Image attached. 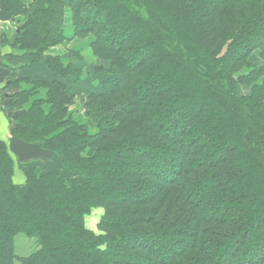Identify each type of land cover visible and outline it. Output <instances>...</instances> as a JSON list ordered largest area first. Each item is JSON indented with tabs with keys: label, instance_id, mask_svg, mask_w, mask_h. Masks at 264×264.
I'll return each mask as SVG.
<instances>
[{
	"label": "trees",
	"instance_id": "trees-1",
	"mask_svg": "<svg viewBox=\"0 0 264 264\" xmlns=\"http://www.w3.org/2000/svg\"><path fill=\"white\" fill-rule=\"evenodd\" d=\"M29 2L0 0V21L25 18L11 44L2 40L12 53L0 67L75 74L47 55L66 40L65 0ZM69 8L75 37L94 38L92 58L109 76L89 97L90 125L75 121L77 92L60 80H31L6 111L13 140L58 156L84 181L35 167L20 180L0 139V264H264V67L250 62L256 51L264 59V0ZM40 89L46 98L25 109ZM97 210L99 233L87 226ZM20 235L36 245L25 257Z\"/></svg>",
	"mask_w": 264,
	"mask_h": 264
},
{
	"label": "crops",
	"instance_id": "crops-1",
	"mask_svg": "<svg viewBox=\"0 0 264 264\" xmlns=\"http://www.w3.org/2000/svg\"><path fill=\"white\" fill-rule=\"evenodd\" d=\"M29 5V0H25ZM70 0H65V21H64V36L65 42L58 47L50 50L47 55L58 57L65 66H71L76 70V73L66 79L59 78L56 74L51 72L44 64H36L29 69H16L8 70L0 67V139L9 142L10 151L12 155L18 160L22 169L19 173V178L22 180L25 172L29 169L27 165H32L30 168H37L40 173H51L59 170L48 171L46 167L57 158L56 155L46 156L41 152V149L36 145H27L20 141L12 139L11 136V123L8 120V113L6 111L5 102L7 99L18 92L30 91L33 89L32 81H46L52 82L60 80L68 88H73L77 92L75 104L70 107V113L73 114L75 121L80 124L90 125L86 117V105L88 104L89 97L93 94H100L102 91L103 83L109 78L107 74V66L105 63L92 62L88 63L84 56V49L90 48L91 43L94 41L92 36L87 39H78L75 37L73 15L69 8ZM25 18L19 17L17 20L2 22L0 21V64L8 65L5 57L12 53V47L2 45V40L5 39L13 42L14 32L17 29L19 22H24ZM101 67V69H97ZM18 81V87H10L11 83ZM47 91L45 89L38 90L37 95L32 98V101L27 104L25 109H29L34 100L45 99ZM5 101V102H4ZM82 105V106H81ZM46 110L50 106L45 105Z\"/></svg>",
	"mask_w": 264,
	"mask_h": 264
},
{
	"label": "rangeland",
	"instance_id": "rangeland-1",
	"mask_svg": "<svg viewBox=\"0 0 264 264\" xmlns=\"http://www.w3.org/2000/svg\"><path fill=\"white\" fill-rule=\"evenodd\" d=\"M9 46L11 47V45H9ZM83 53H84V56H85V58H86V60L88 61L89 64H91L90 61L99 62L98 60H94L92 58V53H91V50L89 48L84 49ZM250 62L256 68L264 67V59L262 58V56L260 54V51H256L253 54V56L250 58ZM249 72H250L249 69H244L240 74H248ZM238 90L243 95H249L250 94V89L248 87H246V86L239 85L238 86ZM5 104L7 105L8 102L6 101ZM86 112H87V105H86ZM91 132L95 133L96 130L92 129ZM27 166H28V168H30L32 165H27ZM46 169L48 171L59 170L62 173L63 177L66 180H68L73 186L78 185V184H80L81 182L84 181V179L82 178L83 176L80 175V173L72 172L70 170L65 169L64 166L62 165V162H61L60 158L58 156H57V158L55 160H53L50 163V165L48 167H46ZM102 216H103V211L102 210L95 211L94 214L87 219L88 228L91 229L92 231L96 232V233H99L98 224H99L100 219H101ZM25 239H27V237L25 235H20L17 238L16 249H17V255L19 257L28 256L32 252H34L36 250L35 248H33V247L36 246L34 241H31V240H28V239L27 240L30 241V245L32 246L33 249L32 248L31 249L28 248V250H27L26 247H25L27 241H25Z\"/></svg>",
	"mask_w": 264,
	"mask_h": 264
},
{
	"label": "water",
	"instance_id": "water-1",
	"mask_svg": "<svg viewBox=\"0 0 264 264\" xmlns=\"http://www.w3.org/2000/svg\"><path fill=\"white\" fill-rule=\"evenodd\" d=\"M20 32V29H18V33Z\"/></svg>",
	"mask_w": 264,
	"mask_h": 264
}]
</instances>
